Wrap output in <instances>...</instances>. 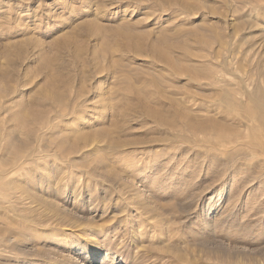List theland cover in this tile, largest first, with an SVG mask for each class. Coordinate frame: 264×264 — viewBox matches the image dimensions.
Masks as SVG:
<instances>
[{
	"label": "rangeland",
	"instance_id": "1",
	"mask_svg": "<svg viewBox=\"0 0 264 264\" xmlns=\"http://www.w3.org/2000/svg\"><path fill=\"white\" fill-rule=\"evenodd\" d=\"M0 264H264V0H0Z\"/></svg>",
	"mask_w": 264,
	"mask_h": 264
}]
</instances>
